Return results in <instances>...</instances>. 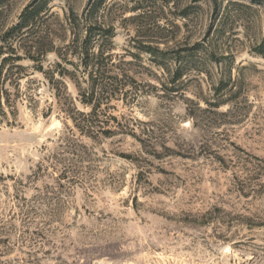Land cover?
<instances>
[{"label":"rangeland","instance_id":"rangeland-1","mask_svg":"<svg viewBox=\"0 0 264 264\" xmlns=\"http://www.w3.org/2000/svg\"><path fill=\"white\" fill-rule=\"evenodd\" d=\"M50 7L22 40L60 57L3 72L0 264H264V0ZM99 52L121 85L99 120L124 133L90 140L67 127Z\"/></svg>","mask_w":264,"mask_h":264},{"label":"trees","instance_id":"trees-1","mask_svg":"<svg viewBox=\"0 0 264 264\" xmlns=\"http://www.w3.org/2000/svg\"><path fill=\"white\" fill-rule=\"evenodd\" d=\"M8 2V0H0V10ZM52 0H32L17 17V22L11 25H7L6 31L0 34V42L2 46H7L10 51V56L4 57L0 63V112H3V101L9 105L10 95L9 89L6 88V83L9 80L8 70L5 74L4 68L7 62L13 60L15 62L22 61L23 58H28L32 62H37L38 66H34V70L45 73L41 70L42 64L39 57L45 56L49 53H55L58 57V48L55 47V41L47 40H22L30 37V29L38 24V22L44 18L52 16L51 4ZM1 16V12H0ZM69 21V19H67ZM5 26V22L0 21V30ZM61 41V40H58ZM47 45V48H46ZM69 46V44H68ZM87 53V52H86ZM87 55V54H86ZM94 60V71L90 73L88 79V87L86 93H83L81 103L84 106L89 107V112H79L76 110L75 115L71 118L73 128L67 127V132L71 135L75 130L85 138L90 140H97L98 138H109L118 133H124L122 128H118L119 125L111 126L108 121H100L101 116H105L106 108H101L103 100L111 99L115 96L116 91L120 90V81L118 77L110 74V70L103 71L100 66V61L108 59L110 55L103 58L102 52L97 55H92ZM59 64L57 63V66ZM18 69H22L21 65L15 66ZM20 80V78L18 79ZM51 81V79L49 80ZM12 81L10 80V84ZM26 216V214H25ZM5 226L0 227V235L5 232ZM1 256V254H0Z\"/></svg>","mask_w":264,"mask_h":264}]
</instances>
